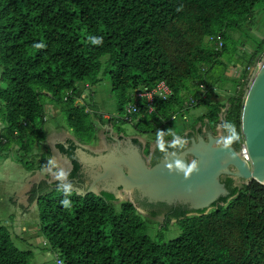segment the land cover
<instances>
[{
    "label": "trees",
    "instance_id": "1",
    "mask_svg": "<svg viewBox=\"0 0 264 264\" xmlns=\"http://www.w3.org/2000/svg\"><path fill=\"white\" fill-rule=\"evenodd\" d=\"M262 1L0 0V116L5 124L0 146L21 145L22 167L42 168L47 153L32 156L40 161L37 166L26 157L43 140L45 109L53 102L62 105L75 138L93 142L94 120L102 116L88 103L105 77L116 110L125 114L126 105L136 103L138 112L126 116L137 119L139 130L145 124L168 125L174 121L171 115L205 105L197 128L189 132L214 131L223 113L225 130L239 148L249 70L264 56V39L241 52L248 60L239 65L222 60V54L232 33L247 27ZM206 41L213 46H205ZM229 65L240 70L237 77L225 73ZM220 80L225 96L218 92ZM160 81L171 90L167 100L134 101L135 89L149 90ZM74 148L69 144L70 152ZM78 170L73 163L70 176ZM222 182L228 194L208 210H166L163 226L173 218L180 230L166 242L148 236L144 219H154L138 211L144 202L119 200L103 191L81 196L68 186L41 182L32 186L28 203L35 201L39 212L41 244L54 251L60 264H264V186L253 180L239 187L229 178ZM9 231L0 225V264H29L32 245L21 238L17 245Z\"/></svg>",
    "mask_w": 264,
    "mask_h": 264
},
{
    "label": "water",
    "instance_id": "2",
    "mask_svg": "<svg viewBox=\"0 0 264 264\" xmlns=\"http://www.w3.org/2000/svg\"><path fill=\"white\" fill-rule=\"evenodd\" d=\"M249 77L239 124L247 160L241 152L220 144L222 138L209 131L206 140L201 137L191 140L186 150L181 153L171 151L152 166H146L137 151L131 158L121 153L118 157L110 156L106 162L97 158L96 164L100 165L101 171L96 173V179L85 191L73 190L81 196L99 195L103 191L116 199H120L122 193L133 203L130 194L136 191L149 203L179 204L196 211L208 210L219 197L228 194L219 181L221 175L242 180L245 184L253 180L264 186V56L256 67L250 68ZM185 152L192 154L196 162V168L187 178L184 173L190 164L184 158ZM102 180L109 181L111 188L104 190L96 186Z\"/></svg>",
    "mask_w": 264,
    "mask_h": 264
},
{
    "label": "rangeland",
    "instance_id": "3",
    "mask_svg": "<svg viewBox=\"0 0 264 264\" xmlns=\"http://www.w3.org/2000/svg\"><path fill=\"white\" fill-rule=\"evenodd\" d=\"M231 38L232 40L227 42L228 47L226 49V52L222 54V60L227 61L229 58V62H235L239 65L240 62H245L248 60V55L242 54L241 52H250L251 50H253V48L256 47L257 43L264 39V1L259 2L255 5L251 19L247 23V27L242 26L239 31L232 33ZM207 42L208 41H206V43L204 44L205 46H213L212 44ZM242 45H244V47ZM240 54H242L241 57ZM260 60L258 62H260ZM258 62H256L254 67L257 66ZM234 67L235 66L232 67L231 65H229L228 67H226L225 73H227L228 76L237 77L240 73V70ZM248 80H250V77H248ZM222 83L223 80L217 82V86L219 87L218 92L220 94L222 93L221 96H225L222 90ZM227 85L229 87L232 86V84L230 83H227ZM109 89V79L103 77L101 79V82L98 83L95 97H93L91 103L89 102L88 105L91 106L93 104L96 106L95 111L97 116H102L103 113H107L108 115H113V117L118 121H121L120 123H118V121H114V123H111L112 129L119 135L121 134L125 136H138L143 135V132H141L142 130H146L153 131L158 136H177L180 135L181 132H184V130L186 129H189L196 125L198 126L199 122H197V120L202 114L207 111V106L199 105L190 108L185 112L186 119H183L180 116L177 117L176 120L170 121L168 125H161L159 123H154L151 125L145 124L142 130H139L140 128H136L134 126L136 122H127L124 119L126 115L123 113V111L116 110L117 108L115 104V97L109 92ZM233 92L234 91H232L231 89L232 94ZM53 107L59 108V112H52L48 116V121L44 124V126H46L47 124L48 126L61 125L66 128V119L64 118L62 111H60L62 105L59 106L57 103L53 102ZM1 118L2 116H0V135H3L5 124L3 123V120ZM222 118L223 113L220 116V121H222ZM100 122H102V120H94V124L96 126H98ZM214 131H217V134L221 135V133L225 130L224 127L220 125L215 128ZM95 133L96 127L94 130V134ZM110 145H112V143H110ZM34 152L35 154H41L38 150V146L35 147ZM22 155L23 150L21 149V145L19 144L12 143L11 145L0 146V225L10 230L9 233L11 232L13 234H10V236H12L17 241V245L20 244L21 239L22 241L25 240L26 242L29 241V243L32 245V247L30 248L32 253L28 258L29 264H55L56 254H54V251L47 247V245L44 246L41 244L43 240L37 230L39 224V212L37 207H35L31 211L23 213L22 216H20V213L18 211L20 208L19 205L11 204L10 202L14 198L13 193L15 189H19L20 186H11V183L5 180L4 175H8L10 177H16V175L5 171L4 166H22L18 160V157ZM33 155L34 154L30 153L26 157V159L30 161L32 160L34 166L40 165V161L35 157H32ZM19 179H24L21 183L22 187L25 178L20 177ZM119 198V200H126L130 197L125 194H121ZM137 208L139 209L140 213L144 215V211L139 206H137ZM145 216L149 217L146 214ZM144 220L148 236L155 240L166 242L176 238L180 233L178 226L172 221L170 224L163 226L164 219L160 215H157V217H155L153 221L150 219ZM159 226H161L160 230H158Z\"/></svg>",
    "mask_w": 264,
    "mask_h": 264
},
{
    "label": "crops",
    "instance_id": "4",
    "mask_svg": "<svg viewBox=\"0 0 264 264\" xmlns=\"http://www.w3.org/2000/svg\"><path fill=\"white\" fill-rule=\"evenodd\" d=\"M242 46L244 47V45ZM234 68L237 67L235 66ZM56 111L59 112V108L53 107V104H48L45 109V120L42 125L44 134L43 140L39 141L32 147L33 150L31 153L34 155H36L34 149L37 146L41 154L47 153L43 167L38 170L26 171L22 166H4L5 171L16 175V177L4 175L5 180L9 181L11 186H20L19 189H15L13 193L14 198L10 201L11 204L19 205L20 208L18 211L20 216L36 207L35 201L31 204L28 203L29 193L32 186L43 182L52 187L59 184L68 186L72 190L75 188L85 191L89 188L88 186L91 184V181L96 179V173L101 171V168L99 167L100 165L96 164L97 158H99L100 162H106L110 156L118 157L120 156V153L128 156L130 146H128L126 142H121L123 145L120 143L110 145L109 143L112 139L111 136L118 135L112 129L111 122L109 121L113 115L103 113L102 122H100L98 126L95 125V140L91 143H85L75 138L71 129L67 126L66 128L61 125L48 126L47 124L44 126L48 121V116ZM188 131V129L184 130V132ZM1 136L3 135H0V137ZM4 140L5 139L2 138L0 141ZM69 144L75 146L71 152L68 150ZM73 163H76L79 166V170L75 177L70 176ZM83 166H92V168H88L87 170ZM60 171L65 173V178L62 180L56 178L57 173ZM20 177L25 178L22 187L21 183L24 179L20 180Z\"/></svg>",
    "mask_w": 264,
    "mask_h": 264
},
{
    "label": "flooded vegetation",
    "instance_id": "5",
    "mask_svg": "<svg viewBox=\"0 0 264 264\" xmlns=\"http://www.w3.org/2000/svg\"><path fill=\"white\" fill-rule=\"evenodd\" d=\"M220 125L222 127H224V124L222 123V121H220L217 124L216 128ZM224 130H225V127H224ZM208 132H209V130L203 127L201 132H196V131H193L191 133L189 131L188 132H181V134L177 135V136L171 135L172 137L158 136L153 131L143 132V135H138V136H135V135L134 136H125V135H121V134L119 135L118 134V135L111 136L112 139L109 141V143H112V144L120 143L123 145V143H121V142H126V144L128 146L130 145L127 158H131L132 155L135 154V151H137L139 156L143 159L145 165L146 166H152L156 162H158L160 159H162L167 153H169L171 151H175L176 153L183 152L184 150H186L188 148L191 140H196L199 137L206 140V134ZM210 132L213 135H217L218 137L222 138L220 144L228 145V146L232 147L236 152H239V148H236L233 146L234 143H232V141L230 140L229 134L226 132V130L222 133L220 132L221 135L217 134V131H210ZM170 145H180V146L175 147L173 149H170L169 148ZM184 158H185L186 162L190 165L192 164L193 161H195L192 154H190L188 152H185ZM225 178L231 179V183L233 186L239 187V186H241V184L244 183L242 180L233 179L232 177L225 176V175H221L219 177V181L222 182L223 179H225ZM222 183L224 184V182H222ZM110 184L111 183L109 181L102 180V181L96 183V186H98L101 189L103 188L105 190V188H111ZM130 196L132 197L134 202L136 201L137 203L139 202L140 204L142 202H144L143 206L146 205L145 207L142 208V210L144 211V215L146 214L151 219H154L155 217H157V215H160L162 218H164V215L167 212L166 210L170 207L175 208V207L179 206L181 209L189 210L186 206L179 205V204L166 205L164 203H149L145 199H141L139 197V194L136 191L131 193ZM140 206L142 207V205H140ZM151 209L154 211H157L158 213L154 216H150L148 211ZM189 212L194 213L195 211L190 210V211H188V213ZM171 221L174 222L175 220L173 218H171L168 224H170Z\"/></svg>",
    "mask_w": 264,
    "mask_h": 264
},
{
    "label": "built area",
    "instance_id": "6",
    "mask_svg": "<svg viewBox=\"0 0 264 264\" xmlns=\"http://www.w3.org/2000/svg\"><path fill=\"white\" fill-rule=\"evenodd\" d=\"M208 40H213L212 37H209ZM215 45L220 46V41L217 40ZM198 89L201 92L202 96H204L205 93V86L203 84H199L198 85ZM133 99L134 101L141 99V98H145V100L148 103H151L153 100L155 99H159V100H167L170 96H171V90L168 87V85L164 82V81H160L158 82L155 86H153L151 89L149 90H139V89H135L133 94ZM193 103V99L188 98V105H192ZM137 105L136 103H129L126 105L125 107V115H134L135 113H137ZM125 117L124 119L128 121H131V119H129V117ZM181 117L183 119H186V116L184 114L181 115ZM176 114L175 115H171L170 120H175ZM133 122H137V119H132ZM239 152L242 153V157L247 160L246 154H245V150H244V146L242 145V143L239 145ZM56 263L60 264V260L56 259Z\"/></svg>",
    "mask_w": 264,
    "mask_h": 264
},
{
    "label": "clouds",
    "instance_id": "7",
    "mask_svg": "<svg viewBox=\"0 0 264 264\" xmlns=\"http://www.w3.org/2000/svg\"><path fill=\"white\" fill-rule=\"evenodd\" d=\"M236 138L237 137L235 136V133H233V136L231 137V139H236ZM195 168H196V162L193 161L192 164L185 170V173H184L185 177L187 178L188 174L191 173L193 171V169H195ZM56 178L61 179V180L64 179L65 173L63 171L58 172ZM66 191H67V189H65V192ZM62 203L64 204L65 207L69 206V201L67 199L63 200Z\"/></svg>",
    "mask_w": 264,
    "mask_h": 264
}]
</instances>
